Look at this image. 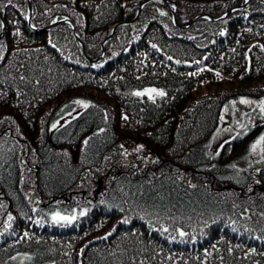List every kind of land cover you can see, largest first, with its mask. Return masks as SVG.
I'll use <instances>...</instances> for the list:
<instances>
[{
  "label": "trees",
  "instance_id": "16d2710c",
  "mask_svg": "<svg viewBox=\"0 0 264 264\" xmlns=\"http://www.w3.org/2000/svg\"><path fill=\"white\" fill-rule=\"evenodd\" d=\"M164 1L0 0V264H264V1Z\"/></svg>",
  "mask_w": 264,
  "mask_h": 264
},
{
  "label": "rangeland",
  "instance_id": "374dc122",
  "mask_svg": "<svg viewBox=\"0 0 264 264\" xmlns=\"http://www.w3.org/2000/svg\"><path fill=\"white\" fill-rule=\"evenodd\" d=\"M250 0H246L244 4H248ZM264 1V0H263ZM163 3V1H161ZM206 17L210 18L208 15ZM68 20L70 23H68ZM64 21L70 26L71 31H74V26L71 23V20L68 18L62 19L60 21H55L52 23L59 24L58 22ZM175 22V18H173ZM50 27V26H49ZM149 89H155L157 92H162V90L156 88H145L141 92H145ZM149 98L148 95H145ZM160 97L159 95L153 94L152 99H156ZM246 99L252 101V104H241V99ZM264 101V96L259 98H254L250 95H243L239 96L236 99L232 100L229 104L225 105L221 112L218 119L217 126L210 138L209 149L212 155H216L221 146L226 141L233 138L239 131L243 133V135H248L247 138L251 140L248 146V153L247 155L241 160V162L237 163V166L241 169L245 168L254 164V163H261L264 164V157H262L259 152L257 154H253L251 152V145L255 143V141L261 136L264 135V125L261 124L264 122V113L260 111V102ZM235 102V103H233ZM84 107L78 108L79 110ZM70 118V115L67 116L64 120L59 122L61 125L65 120ZM57 125V126H59ZM259 126V128H257ZM252 129H255L251 132ZM60 214V213H59ZM54 215V214H53ZM60 216L70 217L64 214H60Z\"/></svg>",
  "mask_w": 264,
  "mask_h": 264
},
{
  "label": "snow or ice",
  "instance_id": "6c2138e0",
  "mask_svg": "<svg viewBox=\"0 0 264 264\" xmlns=\"http://www.w3.org/2000/svg\"><path fill=\"white\" fill-rule=\"evenodd\" d=\"M11 2V0H9V3ZM161 15H165V13H161ZM4 27L3 23L0 22V29H2ZM17 34H19L17 32ZM217 75H219V73H217ZM153 94L155 95H159V96H163L164 93L163 92H157L155 89H149L146 90L145 92H136L135 95L137 96H143V95H148L150 99L153 98ZM73 103L77 104V105H81L83 107H88L89 105L83 101V100H75L73 101ZM235 103V102H233ZM241 104H252V101L246 100V99H241L240 100ZM260 111L261 113H264V101L260 102ZM126 119V117H125ZM85 143H87V141H85ZM251 152L253 154H257L259 152V154L264 157V135H261L256 141L255 143H253L251 145ZM81 215H83V213H81ZM53 220L54 221H69L70 219H74L75 217H66V216H60L59 213H55L53 215ZM9 221L12 219L11 216L8 217ZM165 231H167V229H164ZM180 236H184L183 232H180Z\"/></svg>",
  "mask_w": 264,
  "mask_h": 264
},
{
  "label": "bare ground",
  "instance_id": "6f19581e",
  "mask_svg": "<svg viewBox=\"0 0 264 264\" xmlns=\"http://www.w3.org/2000/svg\"><path fill=\"white\" fill-rule=\"evenodd\" d=\"M143 4H145V3H143ZM143 4H142V5H143ZM142 5H140V9H142V8H141ZM140 9L137 11V15H136L135 18H137L138 14L140 13V11H141ZM63 22H64V21H61V22H58V23H63ZM71 23H72V22H71ZM124 24H127V23H121V24H119V25H124ZM3 25H4V23H3ZM56 25H57V23H56L55 25L50 26V27H46V28H44V29H41L40 31H41V32L48 31V30L51 29V27H54V26H56ZM119 25H118V24L114 25L112 30L114 31L115 28L118 27ZM4 26H5V25H4ZM72 26H73V25H72ZM3 29H4V27H3Z\"/></svg>",
  "mask_w": 264,
  "mask_h": 264
},
{
  "label": "water",
  "instance_id": "95a60500",
  "mask_svg": "<svg viewBox=\"0 0 264 264\" xmlns=\"http://www.w3.org/2000/svg\"><path fill=\"white\" fill-rule=\"evenodd\" d=\"M160 1H163V3L164 4H166V2L164 1V0H160ZM167 5V4H166ZM173 15H174V13H173ZM174 18V17H173ZM68 23H70L68 20H66ZM55 25V24H54ZM50 26H52V25H50ZM36 31H38L37 29H35Z\"/></svg>",
  "mask_w": 264,
  "mask_h": 264
}]
</instances>
